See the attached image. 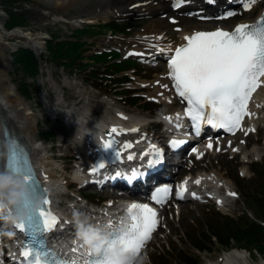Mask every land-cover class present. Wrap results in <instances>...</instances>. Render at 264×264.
<instances>
[{"label":"rangeland","instance_id":"rangeland-1","mask_svg":"<svg viewBox=\"0 0 264 264\" xmlns=\"http://www.w3.org/2000/svg\"><path fill=\"white\" fill-rule=\"evenodd\" d=\"M133 1L134 0H117V2H114L113 6L116 8H123L124 5L130 4ZM263 5L264 3H262L261 7ZM21 7L20 9L22 10L18 9V11L20 10L19 12H23L22 14H25L29 21L28 26L24 30L31 33L33 37H48L47 31L56 32L59 35L71 34L72 30L75 28L69 24L58 21L56 17L65 16L73 21L72 19L77 16V14L81 13L79 11H86L90 8L88 4H84L80 5L78 10L77 7H75L71 10L72 12L60 11L54 7H49L41 3L39 0H30V2L24 1ZM260 8L255 9L254 13L247 12L238 15L235 19L225 21L223 24L225 26H232L249 19H254L260 13ZM90 11L89 13L83 12L81 14L88 15L96 13L94 7ZM130 17L131 16L123 18L124 20H130L134 23V27L128 31V34L112 36L109 31H105L84 36L85 41L91 43L87 47L89 52H86L84 55L95 54L97 46L107 41H110L112 47H116L120 50L123 47L127 49L133 48L134 43L138 41L137 36L140 33L145 34L148 30L155 28L152 23L155 25L159 20H163V24L160 25L161 28H156L161 29V31H167L170 41H174L176 38L181 37V33L176 30L177 25L169 23V17L166 19H162L161 17H148L147 15H142L139 19H130ZM110 21L112 20L100 19L95 25L92 24V26H99L100 24L109 23ZM188 22L194 23L196 21L183 19L180 24L183 25ZM2 34L6 42L17 41L16 38H10L8 35ZM164 37L167 38V36ZM139 45L143 44L138 43L137 46ZM121 51L120 54L123 57L125 50L122 49ZM87 62L86 59L83 61V63ZM131 62L133 65L136 64L133 61ZM90 64L91 67L95 66L93 63ZM94 68L92 73L90 71L93 70V68H89L88 70H77L76 68H64L53 63L44 62L42 65V76L36 86L38 89L36 95L29 100L23 98L32 108L31 115L38 120L41 144L45 142L41 136L44 130L50 127L53 132L57 134L56 140L52 138L53 140L48 141V157H50L51 160L47 162L51 163L55 168V176L59 178L60 183L63 184L62 188L64 190L73 183L70 177L72 176V170L76 167L72 159L76 156H80L77 152L79 150V145L74 137V133L77 130L74 126H71V117L79 115L80 112H93L100 118H113L116 117V110L133 111L136 109L139 115L154 119V116L157 115L156 111H159L157 106L151 104L148 105V111L142 107H133L130 104V100L134 97H139V92H143L144 94L152 93L153 89H151L152 86L150 85L144 86L141 89L142 91L138 88L142 87V83L157 81L160 74L166 73V66L153 67L152 69L132 66L131 69L128 68L125 72L118 71V74L112 73L111 71H108L106 74L104 73L105 68L100 65H96ZM10 74V78L13 82L12 84L17 89L18 78L15 75V71H11ZM105 76L109 77V80L103 79ZM100 78L103 80H100ZM117 86H120L123 90H115ZM105 96H107L110 101H105ZM262 97H264V88L260 93V98ZM143 103H145V101ZM177 105L178 104L173 105L174 109ZM261 117L262 119L259 121L260 128H262L260 133L251 136L249 140L250 144L247 153L251 154V160H259L264 157V113H261ZM257 139H259L258 144H255ZM251 148L256 149L257 152L251 153ZM234 156V154L230 153L223 156L214 154V156L208 157L205 161L201 162L198 168L201 171L205 170L211 172L210 169L208 170V167H212L213 171H218L222 177L227 179V181L234 186L240 194V197L235 198L228 208L222 210L218 209L215 205L206 206L201 203H180V205H186V208L181 214H175L174 212L171 213V208L173 207V205H171V208L167 209L165 215L166 224L163 228H160V233L153 239L146 255L138 261L139 264H152L151 260L153 259L156 260L157 264H184L186 259L190 257L197 259V264H214L220 262V257L223 256L224 253L236 249L234 248L225 252L215 250V252L213 251L212 253H200L193 248L187 237L189 233L188 230L192 228L190 225L191 222L194 223L195 229L202 231V226L204 223L206 224L207 219L214 221L213 217H216V220L217 218L224 220L221 216L225 215L236 218L241 215L243 211H250L245 199L246 196H248V191H251V189L255 187H253L252 181L250 183L239 184L237 180L238 177L246 180H254V178H252V173L244 164V160L241 159L242 157L236 156L232 159ZM83 161L85 162L84 157ZM79 162H82V157ZM191 164L192 162H189L188 166ZM242 166H244V169L241 175L239 168ZM242 188H244L243 191ZM69 197H71V200L73 199L71 192H69ZM62 202L64 203V208L68 207L64 199ZM71 203L75 204L74 201H71ZM211 246L213 249H216L219 247V244L215 242ZM239 251L244 252L240 249ZM247 253L248 255L246 258L248 264H261L263 262V259L256 253ZM240 262L245 264L243 261Z\"/></svg>","mask_w":264,"mask_h":264},{"label":"snow or ice","instance_id":"snow-or-ice-1","mask_svg":"<svg viewBox=\"0 0 264 264\" xmlns=\"http://www.w3.org/2000/svg\"><path fill=\"white\" fill-rule=\"evenodd\" d=\"M184 2L185 0H176V5L179 6ZM248 2L251 3V0ZM231 14L235 13H229ZM185 40L187 43L177 47L174 55L169 57L168 75L173 82L175 92L187 104L186 117L191 120L196 134H199L202 124L234 133L240 128L243 117L250 115L246 111L249 97L258 87L259 78L264 77V17L254 24L237 25L232 32L221 29L211 32L200 31L185 37ZM128 55L143 54L128 53ZM168 119L171 121L170 117ZM116 132L115 128L111 130V133ZM181 143L183 142L176 140L170 142L173 148ZM114 144L115 141L108 140L102 147L105 151H112L119 159L121 154L114 148ZM208 147H212L211 143ZM160 157L161 153L157 150L155 158L148 160V166L153 167L161 163ZM128 159L131 160L133 157L129 155ZM3 166L4 162L0 161V167ZM103 167H105L103 162L97 165V168ZM6 170L13 175L23 177L27 187H39L28 154L19 145L15 146L12 155L7 159ZM95 171L96 168L93 169V172ZM143 175L144 173L134 170L128 179L136 180ZM196 183L199 184L200 181L197 180ZM182 187L186 190V186ZM40 190L44 195L35 217L30 213L28 223L16 226V229L31 241L24 244L21 255L26 259L27 264H77L75 259L67 261L57 258L54 252L40 250L45 247L46 233L57 223V218L47 209L49 201L46 190L42 188ZM159 191L167 194L169 189L164 188ZM230 195L236 194L230 193ZM177 196H182V192L177 191ZM152 198L158 203L162 202L158 195ZM24 206L29 207L27 201ZM127 212L132 219L131 225L121 231V225L110 220L106 225L110 229L106 233L107 243L101 253L92 255L85 250L81 254L84 257L83 264H109L107 255L116 246H123L134 256L139 255L157 227V213L148 205L138 203L131 204ZM34 243L38 244V247H33ZM76 250L74 248L73 252Z\"/></svg>","mask_w":264,"mask_h":264},{"label":"bare ground","instance_id":"bare-ground-1","mask_svg":"<svg viewBox=\"0 0 264 264\" xmlns=\"http://www.w3.org/2000/svg\"><path fill=\"white\" fill-rule=\"evenodd\" d=\"M41 3H44L45 5L49 7H54L56 9L60 10H71L75 7H79L80 5L88 4V8L86 11H81L84 13L91 12L90 10L95 7V12H98L99 14H91L90 17H82L80 20H76L77 23H96L99 19H109V18H120L125 16V13L131 14L133 12H148L149 14H153L152 11H157L158 9H164L166 0H134L130 4L124 5L121 10H113L115 8L113 6L114 2H117V0H39ZM176 2V0L172 1V4ZM200 2H204L203 0H200ZM137 3L140 4V6L137 8V10H129V7L133 5H137ZM247 3L248 7L254 6V4H257V0H251V3ZM184 4L186 6H192L196 4V1L194 0H185ZM87 7V6H86ZM98 8H101L98 10ZM112 8V9H111ZM240 12V11H239ZM155 15V14H153ZM264 16V11L261 12L260 17ZM57 19H60L57 17ZM259 19V18H258ZM258 19L250 20L243 22L241 24H254L257 22ZM161 24H163V20H159L158 23L155 25L152 23V25L155 27L151 30H148L149 32H146L148 36L155 37L151 43H149L148 48L150 50L151 57H154L155 55L159 56L160 52L162 54H169L173 55V52L177 47H181L187 43L185 40V37H189L193 35L195 32L200 31H208V30H217L219 28L223 29H229L225 28L223 26H205L202 24L196 25L192 23H188L183 28L184 38H180L175 41V43H166L162 42L163 39H161ZM237 26V25H236ZM230 28V30L235 29ZM149 27V26H148ZM151 27V26H150ZM159 27V28H156ZM2 31L4 32L3 25L0 23V139L4 140V131L5 127L9 126L14 131H16L25 141L33 153V156L35 157V160L38 164L39 169L42 171V174L48 184L50 185V189L52 192H54L57 188H60V181L59 178L55 176L54 170L55 168L51 163L47 162L51 160L50 157H48L49 151L48 148L45 146V144H41L40 138H39V130L37 127L38 120H36L31 114H32V108L27 104V102L19 96V94L16 91V88L13 86L10 78V72L12 71L11 67V60L9 58V52L12 49H15L18 45H27L37 50L38 53L41 52V43H38V40L33 39L31 34L29 32H26L21 29H16L12 32H7V35L11 37H18L20 41L18 43H6ZM5 33V32H4ZM41 39V38H40ZM39 39V40H40ZM35 40V41H34ZM36 42L37 44H34ZM144 52V51H142ZM137 53V52H132ZM166 72L165 75L159 77V81L154 82L152 85L153 87V94L148 95L149 98L153 99L154 101L158 102H164V103H171L169 99H174L173 90L171 88V83L167 79ZM161 85H167L168 87H162ZM258 98V97H257ZM260 104L262 107L264 106L263 100L260 99ZM175 111H172L170 113H166L165 115H172ZM91 114V113H89ZM88 113H80L79 118L76 119V127L79 131L80 135L84 137V140L86 142L91 141H98L99 146L103 149L102 145L104 143V138L106 137L107 133L111 132L113 128L117 129V132L127 131V135L124 136L120 133V136L118 137V140H120V137H130L133 134H136L138 131V134H143L146 128L143 127L141 122L144 120V117L139 115L137 113V110H133L131 112H125L124 110L117 112V118H99L96 115H89ZM165 116L164 114H162ZM161 115V116H162ZM131 129H137V131H131ZM248 128H243L239 132V137L243 136L245 132H247ZM245 131V132H244ZM116 134V133H114ZM103 136V138H102ZM105 136V137H104ZM236 139H218L216 141L210 140L207 143H205L206 146L211 143L212 147L210 149L214 151H223L226 149L232 150L236 149L235 151L239 150V146H236L234 143V140ZM104 150V149H103ZM252 152V151H251ZM76 176L79 175V172L77 171ZM210 178H206L204 176H200L197 180L200 181L199 184H201L203 187H207V189L212 191L221 190L220 186L216 184V180H219L220 183L224 184L225 180L220 179L221 174L217 171H215V175L208 174ZM234 189L230 185V193H233ZM191 194L189 193V196L182 193V197H190ZM184 201V200H183ZM0 204L5 205V200L3 199V196L0 192ZM112 202H107L106 206H112ZM119 208V206H118ZM115 208V209H118ZM186 205L180 208L181 213L185 210ZM70 210H74V208H70ZM82 211V210H80ZM77 211L76 213H78ZM5 232L7 233L6 228H4ZM246 255L243 252H239L237 250H233L227 254L224 255V261L223 264H243L240 263L239 260H243L246 262Z\"/></svg>","mask_w":264,"mask_h":264},{"label":"trees","instance_id":"trees-1","mask_svg":"<svg viewBox=\"0 0 264 264\" xmlns=\"http://www.w3.org/2000/svg\"><path fill=\"white\" fill-rule=\"evenodd\" d=\"M24 20H14L13 24H24ZM115 30H124V27L117 24H112ZM84 43L77 42H51L49 49L52 52L53 59L57 62H62L64 58L71 59L76 62L80 57L81 49ZM15 65L18 70L22 72L24 78H37L39 75V61L37 57L29 50L23 49L15 54ZM32 85L22 81L20 90L23 94L29 96L32 93ZM260 181L258 182V189L261 191L262 197L256 201V219L264 222V176L263 170L257 169ZM226 237L222 240L223 247L231 248L235 242L241 248L249 251H255L261 256H264V226L259 222L250 219L248 216L241 217L239 221L227 220L224 224ZM211 235H219L218 232H211ZM211 237V236H210ZM210 239V238H209ZM211 240V239H210ZM200 249H207L211 251L208 245L201 246Z\"/></svg>","mask_w":264,"mask_h":264},{"label":"clouds","instance_id":"clouds-1","mask_svg":"<svg viewBox=\"0 0 264 264\" xmlns=\"http://www.w3.org/2000/svg\"><path fill=\"white\" fill-rule=\"evenodd\" d=\"M23 185L19 180H15L10 176H0V192L8 189H14L11 193L9 203L17 204L22 195ZM123 231V228L120 229ZM81 239L88 246L93 255H99L107 243L106 239L100 234L99 230L91 228L84 229L80 233ZM109 264H139L131 252L125 250L123 246H116L107 255Z\"/></svg>","mask_w":264,"mask_h":264}]
</instances>
